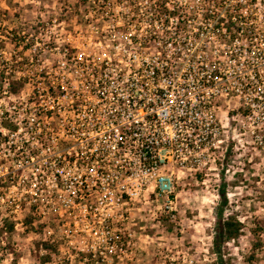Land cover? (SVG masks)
<instances>
[{"label":"built area","instance_id":"2783aa9c","mask_svg":"<svg viewBox=\"0 0 264 264\" xmlns=\"http://www.w3.org/2000/svg\"><path fill=\"white\" fill-rule=\"evenodd\" d=\"M155 1L157 9L117 10L112 30L96 26L95 35L50 48L53 64L24 75L32 89L5 90L4 108L0 98L17 130L4 128L22 133L14 162L30 170L45 161L40 179L31 169V189L52 175L57 203L82 206L85 219L109 222L110 209L149 190L172 201L176 169L197 172L216 159L222 101L237 99L249 121L264 120V53L253 49L264 9L257 19L250 9L264 0H238L245 6L229 16Z\"/></svg>","mask_w":264,"mask_h":264},{"label":"rangeland","instance_id":"374dc122","mask_svg":"<svg viewBox=\"0 0 264 264\" xmlns=\"http://www.w3.org/2000/svg\"><path fill=\"white\" fill-rule=\"evenodd\" d=\"M165 1L176 9H219L227 16L234 7L245 6L238 0ZM249 1L246 6L253 4ZM136 8L157 9L156 1L0 0L3 108L9 101L5 90H31L24 75L53 64L50 48L95 35L96 26L101 32L112 30L120 24L113 20L117 10ZM250 9L257 19L264 5ZM263 35L256 32L253 49L264 53ZM12 83L19 85L17 91ZM239 105L237 99L219 104L216 159L197 172L176 169L172 201L149 190L110 209L114 218L109 222H100V215L85 219L82 206H60L52 175L42 179L47 182L41 189H31V169L40 179L41 170L47 171L45 161L30 170L14 162L22 157V133L11 135L0 113V129L16 142L12 148L0 142V264H86L90 259L91 264H264V120L249 121L248 109ZM6 113L20 118L23 111ZM42 157L51 160L47 154ZM231 215L244 227L239 238L228 242L221 226ZM111 237L115 249L107 244ZM46 243L56 249L47 250Z\"/></svg>","mask_w":264,"mask_h":264},{"label":"trees","instance_id":"16d2710c","mask_svg":"<svg viewBox=\"0 0 264 264\" xmlns=\"http://www.w3.org/2000/svg\"><path fill=\"white\" fill-rule=\"evenodd\" d=\"M158 8H167V6L165 5V3H162V4H158ZM20 86H21V84H20ZM11 87L14 91H17L19 88V85H16V83H12ZM5 124H6L5 125L6 127L12 128V129H10L12 131L17 130V127H15L12 124H8V123H5ZM4 139H5V137L3 136V134H0V142H1V140H4ZM34 220H35V217H33V221ZM243 227H244L243 223L241 221H239L237 219V217H235L234 215L229 216L227 219H225V221L222 223V226H221V235L224 238V241L229 242L231 240L239 238L240 235L242 234ZM13 228L14 227L11 225L10 229H13ZM46 248H47V250H49V249L55 250L56 249L54 246L47 244V243H46ZM91 261L92 260L90 259V261H88L86 264H91Z\"/></svg>","mask_w":264,"mask_h":264}]
</instances>
